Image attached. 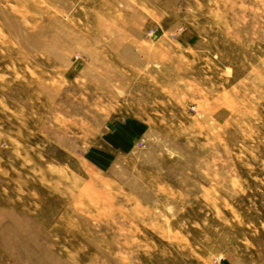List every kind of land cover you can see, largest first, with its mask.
Returning a JSON list of instances; mask_svg holds the SVG:
<instances>
[{
    "label": "rangeland",
    "instance_id": "obj_1",
    "mask_svg": "<svg viewBox=\"0 0 264 264\" xmlns=\"http://www.w3.org/2000/svg\"><path fill=\"white\" fill-rule=\"evenodd\" d=\"M0 264H264V0H0Z\"/></svg>",
    "mask_w": 264,
    "mask_h": 264
}]
</instances>
